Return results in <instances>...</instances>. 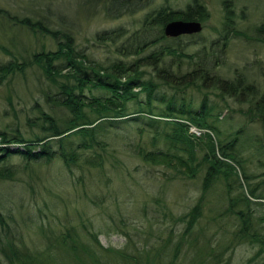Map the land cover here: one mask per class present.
<instances>
[{"label": "trees", "instance_id": "16d2710c", "mask_svg": "<svg viewBox=\"0 0 264 264\" xmlns=\"http://www.w3.org/2000/svg\"><path fill=\"white\" fill-rule=\"evenodd\" d=\"M36 1L44 3V8L34 6L30 0L28 13L22 17L0 8L3 21L10 18L31 33L39 31L56 42L55 49L41 44L28 59L0 63V85L16 72L24 75L27 65L37 67L38 80V93L37 97L33 96L32 106L38 113L25 117L30 128H22L16 112L15 121L0 128V178L13 177L16 164L21 166L11 161L16 157L26 168L35 163L55 162L57 180H65L64 184L84 185L90 174L99 171V178L107 185L112 178L106 174L105 165L108 160H117L119 148L139 157L141 165L145 161L159 166L158 170L164 174L162 182L196 181L199 177L196 186L199 193L180 214L164 212L162 220L171 217L174 223L182 222L178 237L173 226H165L164 251H161L162 244L154 241H146L134 250L126 248L132 241L131 230L140 225L134 224L129 212L116 203L119 187L96 196L108 198L116 206L102 216L101 224L95 227L89 221L76 226L64 222L59 231L49 230L43 248H33L22 240L19 243L18 232L13 231L0 209V264H180L184 254L187 264H231L232 256L225 252L241 242L257 247L246 263L264 264V226L260 227L264 222V212H261L264 188L259 185L264 179L253 185L252 178L256 174L249 172L245 164L246 150L264 151V138L254 133L242 118L241 124L225 129L219 122L232 119V115L223 114L219 105L209 98V92H214L222 97L229 94L239 100H249L248 110L241 107V111L264 128V92L254 89L253 86L258 85L248 72L228 78L214 69L217 63L213 58L218 57L220 61L228 45L229 28L234 25L230 14L234 2L224 0V22L218 39L212 40L208 47L204 45L206 50L202 48L193 53L184 52L183 47L176 44L178 48L168 44L153 50L148 48L172 38L163 32L169 20L194 19L204 23L209 15L204 0H190L182 11L170 8L167 3L153 5L154 8L143 15L140 29H133L131 33L122 25L103 29L93 34L84 47L76 45L66 29L49 26L47 12L52 10V0ZM153 2L80 0L77 4L89 5L90 9L100 5L106 17L115 19L151 7ZM263 28L264 24L261 31ZM234 33L245 34L237 29ZM91 45L109 49L104 57L97 58L90 54ZM212 61L213 65L208 66ZM147 67L152 70L148 71ZM192 87L202 94L197 102L191 94L187 95ZM6 98L13 108L12 96L8 94ZM41 102L51 111L45 110ZM192 126L196 130H191ZM222 180L223 197L220 199L225 202L224 208L210 207L213 213L206 217L207 222L217 221L216 232L220 231L221 235L212 234L200 241L199 233H203L204 228L197 224L204 215L205 200H209L212 184ZM234 186L240 190L233 195ZM155 196V202L164 200ZM145 206L143 204L142 211ZM258 208L260 215L256 213ZM226 213L236 215L239 220L233 228L223 219ZM149 226L151 230L152 222ZM40 229H44V223H40ZM104 231L124 235L127 245H104L99 238Z\"/></svg>", "mask_w": 264, "mask_h": 264}, {"label": "rangeland", "instance_id": "374dc122", "mask_svg": "<svg viewBox=\"0 0 264 264\" xmlns=\"http://www.w3.org/2000/svg\"><path fill=\"white\" fill-rule=\"evenodd\" d=\"M45 2H49L44 0ZM80 0H52L51 8L47 12L49 15V26L52 28H61L69 31L76 45L84 47L92 39V35L103 29H110L114 26H124L133 29L141 28V19L147 11H151L154 6H160L167 3L174 10H183L190 0H154L151 7H147L135 14H124L118 18H108L105 11L100 5L93 6L90 9L89 5L80 7L77 4ZM232 7V17L236 21V25L231 26L228 40L229 44L224 47L220 61L215 57L216 65L214 67L220 75L228 78L234 77L237 72H248L247 74L255 82L253 86L264 91V28L260 30V25L264 24V0H230ZM34 6L39 5L44 8V3L31 0ZM208 10V18L205 20L203 29L199 34L193 36L182 35L179 38H168L167 40L151 46L148 50H153L161 44L170 45L172 47H183L184 52H196L203 48L204 45H209L212 40H217L222 31L224 17V0H206ZM28 5L30 0H0V8L6 9L9 14L22 17L28 13ZM154 5V6H153ZM56 7V8H55ZM90 10V11H88ZM245 14V18L243 15ZM234 29L238 32H246L244 37L241 34L234 33ZM233 31V33H232ZM129 33L127 35H129ZM41 44H45L47 49H55L56 42L48 35H42L39 31L35 34L28 31L25 27L14 23L10 18L3 21L0 19V63L7 60L21 61L23 58L31 57L32 52L40 48ZM176 44V45H175ZM208 47V46H207ZM178 48V47H177ZM205 48V49H204ZM109 47H93L91 45L90 54L97 58L105 56ZM209 50V49H208ZM212 60V59H211ZM210 60V61H211ZM211 63L208 65L210 66ZM27 65L25 74L20 75L16 72L8 81L0 85V128L7 122H14L15 115L22 121V128H30V125L25 123L27 114L33 115L38 113L37 109H32L34 105V95L37 97L38 91L36 85L38 83L35 73L36 68H31ZM173 67V66H172ZM175 67V66H174ZM191 67V66H190ZM249 67L252 73L249 74ZM151 71V67L146 68ZM213 88H210L212 91ZM195 101L200 99L201 93L196 87L188 89ZM12 96L14 107L11 108L6 98L7 95ZM214 94L209 92V98L219 105V110L224 113H230L232 119L219 122L225 129H230L241 124V120H246L252 131L264 138V128L260 126V122L252 119L241 111V107L248 110L249 100H239L233 95ZM45 110L51 111L47 104H40ZM242 118V119H241ZM241 119V120H240ZM232 125V126H230ZM192 130V128H191ZM196 130V129H195ZM199 130H197L198 132ZM252 149V148H251ZM246 150L245 155L248 157L245 162L249 172L256 174L252 178L253 185H257L259 181L264 179V151ZM116 154L117 160H108L105 165V172L112 180L107 184H103L100 177V172L90 174V179L84 184L75 186L64 184L65 180L58 182L56 177L57 165L55 162L35 163L26 168L23 166V161L16 157L11 159L17 164V169L12 178H0V209L6 214L7 219L16 233L18 232L21 240L33 248H43L46 245L49 230L52 232L59 231L60 227H64L62 223L76 226L83 222L89 224H101L102 216L114 209V202L108 198L99 199L98 194L112 192L113 187H119L120 191L117 194V201L120 207L129 212L134 224L140 225L138 228L131 230L132 241L127 245V239L119 232L108 233L106 231L100 233V241L107 245L113 243L116 247H125L129 250H134L144 242L154 241L155 244H162L161 251H164L166 246L163 244L162 235L167 234L165 226H173L176 237L179 235V230L182 227V222L174 223L171 217L164 218V212H171L173 215L180 214L186 210V206L193 203L199 193L196 189L199 177L196 181H186V179L169 180L167 183L162 182L164 174L157 165L147 163L145 161L140 164L139 157L131 155L129 151L119 149ZM116 165H113V162ZM140 166L136 168L137 165ZM158 167V168H157ZM136 168V169H135ZM55 175V176H54ZM59 179V178H58ZM58 182V183H57ZM56 183V184H55ZM264 188V182L259 184ZM223 180L215 182L210 187L211 192L208 193L209 200L204 203V215H201L198 221L199 228H204L203 233H199L200 241L207 236L221 235L220 231L216 232L218 223L216 220L208 221L206 217L213 213L210 207L223 210L224 203L220 197H223L222 188ZM169 187V188H168ZM161 189H164L162 191ZM161 190V191H160ZM240 190L234 186L232 189L233 195ZM264 190V189H263ZM159 195L164 198L161 203L155 202L153 197ZM95 197V198H94ZM94 198V200H93ZM146 204L143 211L142 206ZM123 206V207H122ZM260 207V205H256ZM264 212V205L263 211ZM260 208L257 214L260 215ZM256 213H254V221H256ZM223 219L228 223L230 228H233L238 222L236 215L229 213L223 214ZM152 222V228L149 229V224ZM40 223H44V229H40ZM119 225V224H116ZM264 226V222L260 227ZM102 227L105 229L104 224ZM159 228H163L160 231ZM257 247L248 242L235 244L232 248L226 250L225 255L232 256L231 264H248L246 261L256 251ZM184 251V249H183ZM195 252V250L193 251ZM188 258L185 254L181 257L179 263L187 264Z\"/></svg>", "mask_w": 264, "mask_h": 264}, {"label": "water", "instance_id": "95a60500", "mask_svg": "<svg viewBox=\"0 0 264 264\" xmlns=\"http://www.w3.org/2000/svg\"><path fill=\"white\" fill-rule=\"evenodd\" d=\"M206 2V0H204ZM203 24L199 20L172 19L165 23L163 32L167 37H179L181 35L199 34ZM196 127L192 126V130Z\"/></svg>", "mask_w": 264, "mask_h": 264}, {"label": "flooded vegetation", "instance_id": "af4514ba", "mask_svg": "<svg viewBox=\"0 0 264 264\" xmlns=\"http://www.w3.org/2000/svg\"><path fill=\"white\" fill-rule=\"evenodd\" d=\"M177 11H182V10H177ZM230 14H232V12L230 13ZM243 17L245 18L246 16H245V14L243 15ZM233 22H234V25H236V21L233 19ZM262 26V24L260 25V27ZM261 30V29H260ZM243 32V31H242ZM246 32H247V30H245L244 31V33L246 34ZM237 34V33H236ZM245 34H241V35H243L244 37L246 36ZM228 44H229V41H228ZM211 63V65H213V61L212 62H210ZM209 63V64H210ZM215 63H216V61H215ZM249 72H251L252 73V69H251V67H249ZM238 74H241V73H244V71L243 72H240V71H238L237 72ZM256 89H259V88H257V87H255ZM264 92V91H263Z\"/></svg>", "mask_w": 264, "mask_h": 264}]
</instances>
